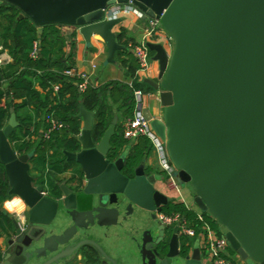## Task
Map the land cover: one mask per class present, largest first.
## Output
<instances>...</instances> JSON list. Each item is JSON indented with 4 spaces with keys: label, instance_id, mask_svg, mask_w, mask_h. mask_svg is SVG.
I'll list each match as a JSON object with an SVG mask.
<instances>
[{
    "label": "water",
    "instance_id": "1",
    "mask_svg": "<svg viewBox=\"0 0 264 264\" xmlns=\"http://www.w3.org/2000/svg\"><path fill=\"white\" fill-rule=\"evenodd\" d=\"M129 3L158 20L173 40L172 52L163 44H149L160 82H146L160 93L164 110L161 118L147 108L144 114L167 144L178 169L174 177L181 189L191 186L202 213L225 226V238L243 261L264 264V0H0V11L7 4L17 7L20 20L31 19L40 37L47 25L72 28L89 46L97 36L107 47V62L115 64L124 50L113 31L121 20L105 19V11ZM80 108L83 128L74 139L81 149L66 157L81 167L84 187L74 191L63 183L58 199L34 186L33 155H19L10 144L19 126L10 109V120L0 129V164L9 195L27 206L28 225L13 220L0 264H66L79 253L90 264H119L88 233L143 224L137 216L150 218L154 226L170 203L157 190V177L146 176L145 162L130 179L123 174L127 153L110 158L118 118L97 142L95 113ZM61 208L69 211L73 225L57 233L54 219ZM143 227L140 238L132 240L141 264H203L199 250L184 263L163 254L161 223L157 240L153 228Z\"/></svg>",
    "mask_w": 264,
    "mask_h": 264
},
{
    "label": "trees",
    "instance_id": "2",
    "mask_svg": "<svg viewBox=\"0 0 264 264\" xmlns=\"http://www.w3.org/2000/svg\"><path fill=\"white\" fill-rule=\"evenodd\" d=\"M21 15V11L10 4L0 11V57L7 52L12 59L8 64L0 65V129L8 124L10 109L13 108L19 126L11 135L12 147L19 155H33L30 162L32 171L36 173L39 183L48 186L57 198L62 196L58 185L62 182L60 177L69 172L72 173L70 182L77 185L75 190H81L84 187V173L76 162L67 161L66 153L79 152L81 149L74 136L80 135L83 128L79 117L80 106L83 105L86 110L95 113L93 137L97 142L103 138L114 118H118L116 134L110 143L113 147L110 158L118 159L127 150L123 173L133 178L135 169L147 162L153 148L146 138L133 144L125 140L124 124L135 114V92L141 90L147 94L154 93V89L147 83L136 80L139 67L129 47L133 41L127 38L125 30L117 34V42L125 50L118 52L115 57V60L119 56L127 57L122 64L127 66L133 85L109 82L94 87L89 83L86 92L82 93L78 88L80 82L65 75L74 66L70 63L73 55L67 57L64 51L67 39L60 31L63 27L47 25L40 37L38 26L29 18L20 20ZM56 85L60 86L58 92L54 90ZM49 116L59 121L61 127L51 132L47 139ZM9 192L5 167L0 164V230L5 233L14 227L2 206L11 199ZM163 213L181 215L191 222V227L196 231L205 224L186 204L172 200ZM202 217L214 230L220 232V223L209 212L202 213Z\"/></svg>",
    "mask_w": 264,
    "mask_h": 264
},
{
    "label": "crops",
    "instance_id": "3",
    "mask_svg": "<svg viewBox=\"0 0 264 264\" xmlns=\"http://www.w3.org/2000/svg\"><path fill=\"white\" fill-rule=\"evenodd\" d=\"M120 20V24L116 26L113 31H115L116 34H119L122 32V30H125L127 38L133 41L130 43V45H132V43H134V45L142 43V41L146 38L148 19H141L135 14H125L121 17ZM60 31L63 33V36H65L67 39L64 48L66 56L71 57L73 55V60L70 59V63L73 64L74 69L78 72L85 74L88 73L90 75V84H92L94 87H101L109 82H119L123 84H129L131 82V77L128 74V68L126 65L124 66L122 64L123 60L127 59L126 56H119V59L116 58L115 64L108 63L107 47L105 43H103L99 39V37L94 36L92 39L91 46H89L81 34L77 33V35L73 37L75 32L72 28L63 27L60 28ZM73 42L75 44L74 47ZM152 44H163L169 52H172L173 49L171 43L169 42L168 35H163L161 36V38L152 41ZM1 50L2 48L0 47V51ZM0 58H2L4 61L1 66L8 64L12 60L11 56L7 52H4ZM149 68L150 70L143 75L141 82L147 83L146 81L149 80L154 83H159L160 68L158 63L154 61V56L152 57V61L150 63ZM144 104L147 109L151 110L154 116L160 118L163 116L164 108L161 106L160 93L155 89L154 93L147 94ZM126 153H128L127 150ZM153 154L155 153L152 150V153L146 162L148 168H155L157 166V161L155 159L156 156ZM32 174L34 176L36 175L35 172H33ZM158 174H161L160 170L157 175ZM161 176L163 177V175ZM71 177V172L60 177V179L62 180V182L58 184L60 190L61 184L63 183H65L68 187H71L72 185L75 190V187L77 185H75L74 182H70ZM181 190L182 189L180 188V190L176 192L180 193ZM168 192H172V190L169 189ZM163 194L167 196L170 200L180 203L176 201L175 196L172 197V195H170L169 193ZM182 204L185 205L186 203L183 202ZM2 206L3 209L7 212V214H9L11 220L17 219L21 224L24 225V216L27 206L23 203V201H21L19 197L12 195L11 199L5 202ZM186 206L196 214L202 213L196 207V205L191 206L186 204ZM68 213L69 211L65 208L60 209V215L54 222L53 228L55 232H62L73 225V223L70 222V220L68 219ZM137 218L138 220L142 221L143 224H139L136 226L128 225L126 226V228L116 227L114 225L104 226L103 228L98 227L90 231V233H88L89 236L87 237L97 242L103 248L109 259L111 258L112 260L117 261L119 264H141L137 257L139 251L137 249L136 243L132 240H138L140 238V235L144 231V225L145 227L149 226L151 228H153V225L151 224L150 218H147V220H145L146 218H144L143 216H137ZM12 233L13 230L9 231L8 233H5L0 230V255L7 252L9 248V245L7 243ZM223 234H225V231L223 232ZM194 244L198 246V243L196 241L194 242ZM101 261L103 262L104 260L101 258ZM66 262V264H87L83 260V255L81 253L73 256Z\"/></svg>",
    "mask_w": 264,
    "mask_h": 264
},
{
    "label": "built area",
    "instance_id": "4",
    "mask_svg": "<svg viewBox=\"0 0 264 264\" xmlns=\"http://www.w3.org/2000/svg\"><path fill=\"white\" fill-rule=\"evenodd\" d=\"M125 14H135L139 18L148 19V27L146 38L140 44L130 45L136 61L138 63L139 70L136 74V80L142 81V77L150 70L152 50L149 48V44L156 39L161 38L163 35H168L169 42L171 46L173 40L158 20L151 19L147 16L144 11H140L133 3L115 5L109 7L105 11V19L107 20H119ZM37 48V46H35ZM37 52L33 55L35 56ZM3 59L0 58V65L3 64ZM66 76L77 79L80 83L78 88L82 93L86 92V88L90 83V75L88 73H81L75 70L74 68L68 69L65 72ZM133 85V81L129 83ZM60 86L56 85L54 90L58 92ZM147 93L137 90L135 92V101H136V111L133 118L128 119L124 126V138L127 139L130 143H136L139 139H148L152 144L153 151L157 156L156 163L159 167L161 175L165 178H168V187L172 191H179L180 184L177 179L174 177V174L177 172V168L174 164L171 163L170 155L168 152L167 144L163 143L161 139L157 136L155 131L150 124V121L147 120L144 114L145 106V97ZM155 118H160L156 117ZM47 122L50 124L49 132L46 134V138H50V133L60 129L61 124L54 117L49 116ZM198 219L201 223H205L204 227L196 231L191 227V222L186 218H183L179 214L165 215L164 213L158 214V221H160L165 227H177L179 229L180 235L185 239H190L198 243V248L201 251L203 264H238L237 260L230 253V243L223 232H217L214 230L208 223L205 222V219L202 217V213L197 214ZM237 255V254H236ZM237 257H239L237 255ZM239 261L243 260L239 257Z\"/></svg>",
    "mask_w": 264,
    "mask_h": 264
},
{
    "label": "flooded vegetation",
    "instance_id": "5",
    "mask_svg": "<svg viewBox=\"0 0 264 264\" xmlns=\"http://www.w3.org/2000/svg\"><path fill=\"white\" fill-rule=\"evenodd\" d=\"M126 154V153H125ZM137 169V168H136ZM135 169V171H136ZM152 169V171H150ZM159 172L158 170V166H156L155 168H151V167H147L146 164V169H145V173L146 176H151V175H155L157 177V173ZM32 169L30 171V175H32V177L34 178L33 180V184L34 186H43L39 183V180L37 177H35L32 174ZM135 173V172H134ZM124 174V173H123ZM125 175V174H124ZM126 176V175H125ZM129 177V176H128ZM130 178V177H129ZM135 178V174L133 178L130 179H134ZM44 190H45V196L49 197V198H53V199H58L56 196H54V194L52 193V191L49 190L48 186H43ZM71 189L74 190L73 186L71 185V187H69ZM75 191V190H74ZM60 215V211L58 213V215L56 216L55 220L57 219V217ZM25 222H24V228L27 227V209L25 211ZM14 219H12L13 222ZM161 222L157 220L154 223L153 229L155 231V240H157L160 236V232H159V227L158 224H160ZM161 225H163L161 223ZM164 226V225H163ZM165 227V226H164ZM177 229V227L171 228V227H165V233L164 235L160 238L163 240L161 247H160V251L163 252V254L167 255V254H173L175 255L174 261H181V262H186L188 257L193 256L195 250H199V257L201 259V251L200 249L194 244V241L190 240V239H185L183 236L180 235V232L178 230V233L175 231ZM83 260L87 263L90 264V261H88L84 256H83ZM203 262V261H202ZM245 264H254L253 261L251 260H244ZM243 262V264H244Z\"/></svg>",
    "mask_w": 264,
    "mask_h": 264
},
{
    "label": "rangeland",
    "instance_id": "6",
    "mask_svg": "<svg viewBox=\"0 0 264 264\" xmlns=\"http://www.w3.org/2000/svg\"><path fill=\"white\" fill-rule=\"evenodd\" d=\"M154 55H155L154 52H152L151 61H152V57ZM153 155H155V154H153ZM155 159H157V156L155 157ZM167 180H168L167 176L164 178V177L161 176V174H158L157 175V182L158 183L156 185V188L159 191H161L162 193H169L170 195H172V197L175 196L176 197V201H178L180 203L184 202V203H186L188 205H191V206L195 205V203L193 201L194 200V191H193V189L191 188L190 185H185V187L180 191V193H178L176 191L168 192L169 188H168V183H167L168 181ZM218 228L221 231H223V232L226 231L225 226L223 227L221 224L218 225ZM230 253L237 260L238 264H242V261L241 262L239 261V257H237V255H236V253L234 251L230 250ZM244 264H245V262H244Z\"/></svg>",
    "mask_w": 264,
    "mask_h": 264
}]
</instances>
